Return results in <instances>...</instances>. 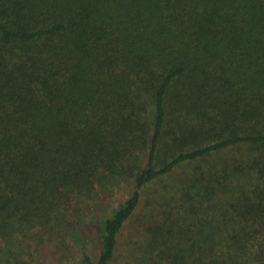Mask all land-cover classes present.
<instances>
[{"label":"trees","instance_id":"16d2710c","mask_svg":"<svg viewBox=\"0 0 264 264\" xmlns=\"http://www.w3.org/2000/svg\"><path fill=\"white\" fill-rule=\"evenodd\" d=\"M179 170L137 264H264V0H0V264L84 241L126 179L79 261L115 264Z\"/></svg>","mask_w":264,"mask_h":264},{"label":"rangeland","instance_id":"374dc122","mask_svg":"<svg viewBox=\"0 0 264 264\" xmlns=\"http://www.w3.org/2000/svg\"><path fill=\"white\" fill-rule=\"evenodd\" d=\"M184 178V173L182 170L176 171L169 180H161V182L151 184L143 193V205L142 209L139 210V214L130 220L120 236L119 249L117 253V260L115 264H137L141 262V258L135 256L136 252L139 251L138 245L141 240L144 239V233H146L149 227V222L146 220V215L150 214L151 206L150 204H164V190L165 186L169 188H176L177 184ZM134 186L132 181H121L118 186H116L112 192L107 196H101L96 209L93 211L94 215L90 217L88 221V227H82L87 235H83L84 241L87 242V250L90 255L97 256L100 252L99 244V230H100V216L106 212H109L112 208L119 205L122 201L127 200L132 193ZM152 213V212H151ZM137 216V217H136ZM139 217H142L139 220ZM80 241L66 243L65 246H60L63 243L60 239H56L51 244H45L38 249L37 246L27 247V253H25V259L29 264H79L80 258L83 252V239H78ZM80 242V245H77ZM61 247L60 249H57ZM40 252V253H37ZM28 254H33L30 257ZM140 256V255H139Z\"/></svg>","mask_w":264,"mask_h":264}]
</instances>
